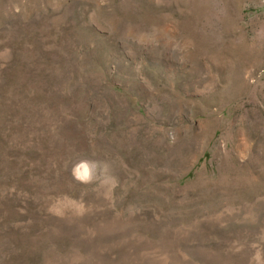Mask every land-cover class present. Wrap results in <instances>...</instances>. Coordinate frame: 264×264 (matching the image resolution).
I'll return each mask as SVG.
<instances>
[{
  "label": "rangeland",
  "instance_id": "1",
  "mask_svg": "<svg viewBox=\"0 0 264 264\" xmlns=\"http://www.w3.org/2000/svg\"><path fill=\"white\" fill-rule=\"evenodd\" d=\"M0 264H264V0H0Z\"/></svg>",
  "mask_w": 264,
  "mask_h": 264
},
{
  "label": "clouds",
  "instance_id": "2",
  "mask_svg": "<svg viewBox=\"0 0 264 264\" xmlns=\"http://www.w3.org/2000/svg\"><path fill=\"white\" fill-rule=\"evenodd\" d=\"M81 167H83V165Z\"/></svg>",
  "mask_w": 264,
  "mask_h": 264
}]
</instances>
